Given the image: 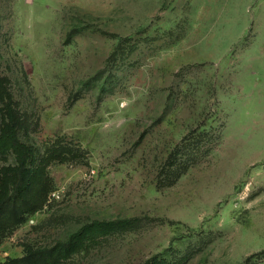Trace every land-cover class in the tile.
<instances>
[{
	"label": "rangeland",
	"instance_id": "1",
	"mask_svg": "<svg viewBox=\"0 0 264 264\" xmlns=\"http://www.w3.org/2000/svg\"><path fill=\"white\" fill-rule=\"evenodd\" d=\"M0 83L52 188L0 263L264 264V0H0Z\"/></svg>",
	"mask_w": 264,
	"mask_h": 264
},
{
	"label": "trees",
	"instance_id": "2",
	"mask_svg": "<svg viewBox=\"0 0 264 264\" xmlns=\"http://www.w3.org/2000/svg\"><path fill=\"white\" fill-rule=\"evenodd\" d=\"M0 83V99L5 100ZM4 124L0 134V152L12 150L16 163L0 171V237L6 236L28 220L47 202L52 191L50 179L44 174L37 177L38 168L30 166L31 149L17 134V117L9 103L1 110ZM56 247L33 251L22 258H8L0 264H55ZM157 262V261H156ZM158 263V262H157Z\"/></svg>",
	"mask_w": 264,
	"mask_h": 264
}]
</instances>
